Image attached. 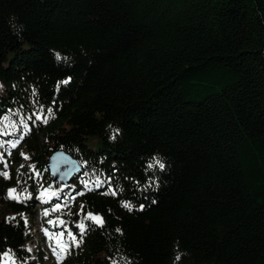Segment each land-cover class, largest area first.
<instances>
[{
    "label": "trees",
    "instance_id": "trees-1",
    "mask_svg": "<svg viewBox=\"0 0 264 264\" xmlns=\"http://www.w3.org/2000/svg\"><path fill=\"white\" fill-rule=\"evenodd\" d=\"M0 145L16 264H264V0H0ZM57 148L81 169L42 220L82 243L51 263L22 215Z\"/></svg>",
    "mask_w": 264,
    "mask_h": 264
},
{
    "label": "rangeland",
    "instance_id": "rangeland-1",
    "mask_svg": "<svg viewBox=\"0 0 264 264\" xmlns=\"http://www.w3.org/2000/svg\"><path fill=\"white\" fill-rule=\"evenodd\" d=\"M17 142V141H16ZM16 142L8 143V146L11 148V151L8 154L11 156L13 153H18L20 157H28L27 152L23 149V147H19L17 144L16 148H12V144ZM24 154L22 156L21 154ZM27 159V158H25ZM5 166V160L0 155V169ZM29 168H32V165L29 164ZM65 189V188H64ZM63 189H59L58 187L53 189L52 191L48 190L47 196L51 194V192H55L56 195L53 197H59ZM42 190L37 194L38 200L41 198ZM42 198H44L42 196ZM47 211L42 209L41 203H34V207L32 208L31 213H27L23 215V219L28 221V232H27V241H26V248L27 250L30 249L29 252L35 253V250L38 249L41 251V254L44 255L47 262L50 261L51 263H57L58 257L62 256L64 253L60 252V244H67L69 239L67 233V229L63 224H60L61 219L55 216H49L46 220H42L44 216V212ZM51 220L53 223L49 224L48 221ZM44 229H47V235L45 234ZM64 233L63 236L60 234ZM55 249V252L53 251ZM6 259L2 257L0 261Z\"/></svg>",
    "mask_w": 264,
    "mask_h": 264
},
{
    "label": "snow or ice",
    "instance_id": "snow-or-ice-1",
    "mask_svg": "<svg viewBox=\"0 0 264 264\" xmlns=\"http://www.w3.org/2000/svg\"><path fill=\"white\" fill-rule=\"evenodd\" d=\"M57 58L59 59V54H57ZM69 81L68 80H65L63 81L62 83L64 84H67ZM45 110L43 108H41V112H44ZM46 115H42V114H36L35 115V120L39 121V120H43L45 123L47 122L48 119L51 118V109H47L46 110ZM19 143V141H17L16 143H13L12 144V148H16L17 147V144ZM4 147V145H0V149H2ZM22 156H24V154L22 153L21 154ZM27 158V157H25ZM6 161H5V165H6ZM155 164L158 165V167L160 169H163L165 167V165L163 163H161L159 160H155ZM153 165L150 164L148 165L149 168H151ZM23 167V165L21 166ZM0 175H2L3 177L5 178H10L9 177V172L7 170H0ZM100 182L97 181V186H99ZM85 187L87 188V182L85 183ZM91 190V189H89ZM17 192V189L16 188H9L7 190V198L9 199H12V200H18L19 197L17 195H14L15 193ZM48 192V189H45L43 192H41V196H45ZM78 195H83V193H77ZM113 195H115V191L112 192ZM53 196L56 195L55 192L52 193ZM71 198V197H70ZM123 207L125 208H128L129 211L132 210V206L131 204L129 203H123L122 204ZM83 207V206H82ZM143 207V206H141ZM60 208V205H56V208L52 209L53 211H56L57 209ZM49 213L47 211L44 212V215L47 216ZM9 220L11 219H15V217H10L8 218ZM86 220H90L92 221L93 223H95L96 225H103L104 223V220H103V217H101L100 215H93V213L89 212L87 214V216L85 217ZM25 224L27 225L28 224V221L25 219ZM49 224L53 223L51 220L48 221ZM65 222L63 220L60 221V224H64ZM79 230H80V233L83 234L84 231L86 230V225L84 224V222L82 221L80 224H79ZM45 231V234L47 235V229H44ZM117 232H119L120 230L117 229L116 230ZM61 236L64 235V233H61L60 234ZM69 239L72 241V245L73 246H79L80 243H82V240H77L76 236L73 235V233L71 231H69L67 233ZM60 247V252L61 253H67V251L69 250V245L68 244H60L59 245ZM28 251H30V249H28ZM53 251L55 252V249H53ZM0 257H4L6 259H3L2 261H0V264H16V260L13 258L12 254L9 252V251H3V250H0ZM64 258V256H59L58 257V260H62ZM177 260L180 259L179 256L176 257ZM21 264H27L26 261H22ZM111 264H119V262L113 258L112 261H111Z\"/></svg>",
    "mask_w": 264,
    "mask_h": 264
},
{
    "label": "water",
    "instance_id": "water-1",
    "mask_svg": "<svg viewBox=\"0 0 264 264\" xmlns=\"http://www.w3.org/2000/svg\"><path fill=\"white\" fill-rule=\"evenodd\" d=\"M51 182L62 187L68 185L71 177L81 169L78 160L62 149H53L44 160Z\"/></svg>",
    "mask_w": 264,
    "mask_h": 264
},
{
    "label": "bare ground",
    "instance_id": "bare-ground-1",
    "mask_svg": "<svg viewBox=\"0 0 264 264\" xmlns=\"http://www.w3.org/2000/svg\"><path fill=\"white\" fill-rule=\"evenodd\" d=\"M46 196H47V194H46Z\"/></svg>",
    "mask_w": 264,
    "mask_h": 264
}]
</instances>
